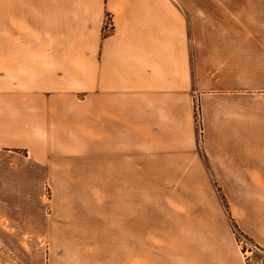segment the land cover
<instances>
[{
    "label": "crops",
    "instance_id": "crops-1",
    "mask_svg": "<svg viewBox=\"0 0 264 264\" xmlns=\"http://www.w3.org/2000/svg\"><path fill=\"white\" fill-rule=\"evenodd\" d=\"M77 174L135 206L120 264L145 263L144 174L186 176L167 185L150 264H249L233 223L264 251V0H43V60L0 57V237L54 236L43 189Z\"/></svg>",
    "mask_w": 264,
    "mask_h": 264
},
{
    "label": "rangeland",
    "instance_id": "rangeland-1",
    "mask_svg": "<svg viewBox=\"0 0 264 264\" xmlns=\"http://www.w3.org/2000/svg\"><path fill=\"white\" fill-rule=\"evenodd\" d=\"M32 10L24 14H0V57H42L43 60V0H32ZM16 80L20 83V79ZM197 104L202 119L201 135L196 126ZM193 116L200 141L203 117L199 99H195ZM133 177L126 175L123 180L135 181ZM69 178L73 185L71 189L56 190L51 183H46L43 189V216L57 230L55 235L32 241L0 237V264H120L123 257L119 250L126 247L129 251L134 250L136 223L121 221L119 214L121 210L135 214V206L105 205L103 190H97L95 198L89 195L86 174L70 175ZM184 180L183 174L143 175V206L140 207L142 210L138 209L143 216V230L140 235L138 226V240L144 246L141 253L144 264L151 261L152 229H162L163 223L157 218L158 209L166 208L162 204L173 192L167 185ZM175 192L181 197L188 191ZM219 197L227 207L220 191ZM121 229L127 231V236L119 237ZM79 233L85 235L78 237ZM253 257L260 259L261 255L254 253Z\"/></svg>",
    "mask_w": 264,
    "mask_h": 264
},
{
    "label": "built area",
    "instance_id": "built-area-1",
    "mask_svg": "<svg viewBox=\"0 0 264 264\" xmlns=\"http://www.w3.org/2000/svg\"><path fill=\"white\" fill-rule=\"evenodd\" d=\"M111 20L108 18V26H111ZM196 126L199 130V134H202V119L200 115V107L197 104L196 107ZM235 231V230H234ZM235 234L237 236L238 242L243 250L245 259L249 264H264V251L258 247L256 244H254L250 239L245 237L244 235L240 234L239 232L235 231ZM254 253H259L261 255L260 259H256L253 257Z\"/></svg>",
    "mask_w": 264,
    "mask_h": 264
},
{
    "label": "trees",
    "instance_id": "trees-1",
    "mask_svg": "<svg viewBox=\"0 0 264 264\" xmlns=\"http://www.w3.org/2000/svg\"><path fill=\"white\" fill-rule=\"evenodd\" d=\"M233 229H234L235 231L239 232L240 234H242V233L239 231V229L237 228V226L235 225V223H233ZM242 235H243V234H242Z\"/></svg>",
    "mask_w": 264,
    "mask_h": 264
}]
</instances>
